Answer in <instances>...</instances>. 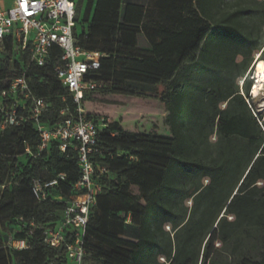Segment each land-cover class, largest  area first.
<instances>
[{
  "label": "trees",
  "instance_id": "1",
  "mask_svg": "<svg viewBox=\"0 0 264 264\" xmlns=\"http://www.w3.org/2000/svg\"><path fill=\"white\" fill-rule=\"evenodd\" d=\"M94 2L76 36L103 55L96 76L103 86L82 105L96 123L111 121L99 132L105 153L93 158L102 191L87 226L85 264H212L240 231L264 229V116L250 102L247 76L264 54V0H156L157 19L131 0ZM19 60L11 74L0 59V80L21 73ZM57 63L53 54L29 72L34 93L50 104L47 125L63 119L62 96L73 109ZM40 143L31 125L0 131V223L10 240L29 246L0 245V264H69L63 248L45 244L43 230L78 195L79 155L58 143L39 152ZM62 173L50 198L37 201L34 177ZM128 218L139 237L127 234ZM243 263L264 264V252Z\"/></svg>",
  "mask_w": 264,
  "mask_h": 264
},
{
  "label": "built area",
  "instance_id": "2",
  "mask_svg": "<svg viewBox=\"0 0 264 264\" xmlns=\"http://www.w3.org/2000/svg\"><path fill=\"white\" fill-rule=\"evenodd\" d=\"M76 23V5L72 0H10L8 7L0 8L1 65L4 53L11 55L8 45H12L13 60L20 59L21 70L12 78L0 80V131L31 125L41 139L39 152L53 143H58L63 152L70 147L78 152L81 167V176L75 186L78 195L66 201L61 221L44 229L43 239L51 248H63L69 264H85L87 226L102 191L98 164L93 158L105 153L99 147V132L108 127L111 120L102 117L96 123L82 105L85 94L103 86L96 78L103 55L79 44ZM53 54L58 57L54 74L69 91L73 109L66 103V96H62L63 119L47 125L42 116L50 104L34 93L29 72L32 66H46ZM25 57L29 64L23 60ZM65 178L63 173L49 180L34 177L32 195L39 202L47 201L51 190ZM126 223H130V218ZM9 248L23 250L29 246L24 240L13 239Z\"/></svg>",
  "mask_w": 264,
  "mask_h": 264
},
{
  "label": "rangeland",
  "instance_id": "3",
  "mask_svg": "<svg viewBox=\"0 0 264 264\" xmlns=\"http://www.w3.org/2000/svg\"><path fill=\"white\" fill-rule=\"evenodd\" d=\"M75 4L81 7L80 21L76 23V29L80 33L83 29V19L88 9L89 0H85L84 3L81 0H73ZM81 2V3H80ZM156 0H153L152 4L155 6ZM10 4V3H9ZM151 13V12H150ZM154 19H157L156 12L151 13ZM144 46L143 36L140 37V47ZM5 58L2 61V67L8 69L12 74L14 58L9 56L8 53H4ZM264 59V54H257L252 62V65L247 73L248 79L253 80L251 91H250V102L253 109L258 115L264 116V86L261 90V94L258 97L253 95V87L258 80L256 72V62L258 59ZM168 84L160 85L157 87L159 92L166 91ZM133 88L148 89L153 91L155 87L152 86H140L138 84H132ZM244 87L241 82V91L243 92ZM127 234L133 237H139V230L137 227L129 224L126 227ZM10 237L5 226L0 223V245L4 248L9 247ZM264 252V229L251 228L240 231L230 242L225 245L219 246L216 255L212 261V264H244L243 261H257L260 259Z\"/></svg>",
  "mask_w": 264,
  "mask_h": 264
},
{
  "label": "crops",
  "instance_id": "4",
  "mask_svg": "<svg viewBox=\"0 0 264 264\" xmlns=\"http://www.w3.org/2000/svg\"><path fill=\"white\" fill-rule=\"evenodd\" d=\"M84 1L85 0H81L82 3H84ZM124 1L126 2L128 0H124ZM131 1L134 2V3L140 4V5H143L145 7V9H146V13H150V12L151 13L152 12L154 13V12H156V14H157L158 11H159V9L157 8V6H153L152 0H131ZM95 2H96V0H95ZM9 3H10V0H0V8H2V7H8L10 5ZM79 7H80V5H79ZM76 8H78L77 5H76ZM93 12H94V6L92 8L91 15L93 14ZM80 14H81V7H80V10H79V13H78V19H79V21H80V18H81L80 17Z\"/></svg>",
  "mask_w": 264,
  "mask_h": 264
},
{
  "label": "bare ground",
  "instance_id": "5",
  "mask_svg": "<svg viewBox=\"0 0 264 264\" xmlns=\"http://www.w3.org/2000/svg\"><path fill=\"white\" fill-rule=\"evenodd\" d=\"M256 72L257 78L254 87H253V95L258 97L261 94V90L264 86V59H258L256 62Z\"/></svg>",
  "mask_w": 264,
  "mask_h": 264
}]
</instances>
